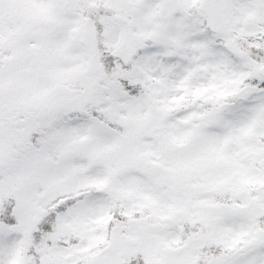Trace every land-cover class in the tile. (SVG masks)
<instances>
[{
	"label": "snow or ice",
	"instance_id": "snow-or-ice-1",
	"mask_svg": "<svg viewBox=\"0 0 264 264\" xmlns=\"http://www.w3.org/2000/svg\"><path fill=\"white\" fill-rule=\"evenodd\" d=\"M0 264H264V0H0Z\"/></svg>",
	"mask_w": 264,
	"mask_h": 264
}]
</instances>
